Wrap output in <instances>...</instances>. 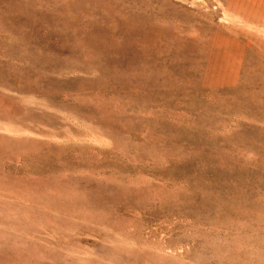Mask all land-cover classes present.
I'll return each instance as SVG.
<instances>
[{
	"label": "rangeland",
	"instance_id": "1",
	"mask_svg": "<svg viewBox=\"0 0 264 264\" xmlns=\"http://www.w3.org/2000/svg\"><path fill=\"white\" fill-rule=\"evenodd\" d=\"M0 264H264V0H0Z\"/></svg>",
	"mask_w": 264,
	"mask_h": 264
},
{
	"label": "bare ground",
	"instance_id": "2",
	"mask_svg": "<svg viewBox=\"0 0 264 264\" xmlns=\"http://www.w3.org/2000/svg\"><path fill=\"white\" fill-rule=\"evenodd\" d=\"M5 126V125H4ZM8 127V126H7ZM3 128V127H2ZM7 129V128H6ZM9 131V129H7ZM11 130V129H10ZM24 132V131H23ZM87 135V134H86Z\"/></svg>",
	"mask_w": 264,
	"mask_h": 264
}]
</instances>
